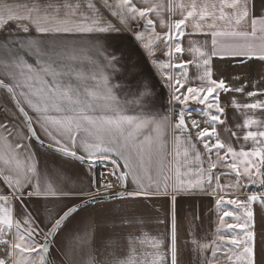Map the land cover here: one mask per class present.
<instances>
[{
  "label": "snow or ice",
  "instance_id": "6c2138e0",
  "mask_svg": "<svg viewBox=\"0 0 264 264\" xmlns=\"http://www.w3.org/2000/svg\"><path fill=\"white\" fill-rule=\"evenodd\" d=\"M158 25L166 31L158 32ZM189 27V35L205 37L203 45L188 51L195 53L196 66L202 69L197 79L206 83L185 88L187 73L182 82L171 70L183 69L187 63H174L173 58L185 51L182 38ZM160 43L167 62L156 56ZM145 56L169 90L171 115L156 110L158 82L144 71ZM214 58L238 59L241 65L264 64V0H0V245L7 249L0 264H52L48 256L58 237L63 238L60 264H78L74 255L83 257L79 264H179L174 215L166 246L164 240L147 233L129 232L126 254L116 258L115 252L110 253L114 257L110 260L103 250L120 238L105 232L91 215L87 228L75 225L84 208L67 203L73 197H87L81 201L84 205L116 200L122 206L121 225L133 228L143 221L124 206L139 197L160 194L161 176L167 193L171 177L163 174L172 171L173 161V192L185 187L203 190L205 183L211 188L215 180L209 194L219 196L217 208L226 202L244 209L243 222L234 211H223L216 239L201 242L193 236L192 250L201 254L212 250V259L204 264H219L217 250L222 251L221 244L226 243L242 248L238 253L228 248L232 255L223 253L229 264H257L252 206L256 202L264 206V192H253L246 201L225 200L219 192L238 188L244 180L264 188V100L259 99L264 87L260 81L230 86L214 78ZM219 91L252 100L233 101L236 109L253 113L244 112L243 121L246 129L257 126L243 135L245 143L252 142L249 150H237L220 138L217 125L225 123V108L219 102ZM190 103L204 106L209 125L196 134L203 153L191 142L186 123ZM256 111L261 118H256ZM191 124L200 127L196 120ZM169 132L176 144L174 154L168 148ZM231 135L239 140L236 132ZM37 146L51 153L55 167H40ZM181 148L189 170L192 163L198 165L195 183L185 185L180 178L181 162L176 158ZM190 153H194L191 160ZM72 163L87 164L81 174L88 176V183L78 190L67 187L64 174L65 166ZM108 163L112 167L102 177L105 182L94 181L89 174L96 165L107 167ZM218 166L234 174L233 183H219V176L213 174ZM109 177L120 182L122 191H107L114 187ZM129 179L136 185L133 190H128ZM101 187L105 192H100ZM40 202L45 205L44 219L29 207ZM48 204L63 207L57 210ZM228 217L235 223L227 222ZM79 223L83 225L85 219L80 217Z\"/></svg>",
  "mask_w": 264,
  "mask_h": 264
},
{
  "label": "crops",
  "instance_id": "0c3cea01",
  "mask_svg": "<svg viewBox=\"0 0 264 264\" xmlns=\"http://www.w3.org/2000/svg\"><path fill=\"white\" fill-rule=\"evenodd\" d=\"M99 0H97V3ZM114 2V0H113ZM110 15V14H109ZM115 22L114 18H112ZM11 27H15L12 25ZM158 32H164L166 29L160 28L157 26ZM192 30L189 27L186 30V35L182 38V47L185 51L182 54H176L173 58L174 63H179L181 60L187 62L183 69H173L172 74L181 79L182 82L185 81L184 73H187V83L185 88L188 86H203L206 82L197 79V77L202 73V69H198L196 66V55L195 53H190L188 51L189 47L192 46H201L204 44L205 37L203 35L191 34ZM127 35V34H126ZM225 40L231 38H223ZM190 41L192 44H190ZM164 48L163 43H160L156 51V56L160 58L161 61L167 62V56L162 54V49ZM144 71L150 73L153 76V79L156 80L157 89L156 91L159 94V101L156 107V110L160 113L169 112L168 101L170 99L169 90L163 83L160 81L159 75L156 74L155 69L152 67V64L147 60L146 56L144 59ZM213 72L214 78L224 79L227 84L230 86H239L240 83H248L260 81L259 86L264 87V81L261 80V77L264 76V64H261L256 61L246 62L241 65L238 62V59L227 58L225 60H220L219 58H214L213 60ZM239 77V80L236 79ZM117 79H122L117 77ZM134 87V86H133ZM252 85L248 84V90H251ZM131 90V89H129ZM183 91V89H182ZM259 99L264 100V96L259 97ZM238 103L252 102L245 95L234 93V92H223L219 91V102L222 107L225 108V114L222 116V119L225 121L222 125H217V132L220 135V138L226 143H231L237 150L243 147L245 150H249L252 147V142L249 141L245 143L243 141V135L248 130H257V126L253 125L251 129H246L243 127V121L245 119L244 112L248 114H253L249 110H238L233 106V101ZM204 106L197 105L195 103H190L188 106V111L191 113L189 116L186 113L185 119L188 125V128L191 133V142L195 143L197 149L202 153L204 152L203 144L196 139L197 132L209 125L205 123L206 117L203 115ZM178 110V109H177ZM256 118H261L259 111L255 112ZM196 120L199 124V128H193L191 121ZM175 122V121H173ZM239 126V127H238ZM232 132H236L237 137L231 135ZM42 135V134H41ZM188 133H184L186 137ZM35 144V142H33ZM175 141L173 140L171 132L168 135V148L169 151L175 152ZM36 151L39 154L40 158V167H55L52 163L53 157L51 153H46L45 149L36 147ZM194 153H190L189 159H192ZM57 162L59 163V158L57 157ZM168 159L173 161V157L169 156ZM205 164L204 167H207L206 156L204 157ZM179 160L181 168V179L184 181L185 185L189 181L195 183L199 179V175L196 171L198 165L195 163L191 164V170H189L188 165L183 163V155L181 148V156L176 158ZM121 165L123 161H120ZM81 167L87 169V164L80 166L76 163L69 164L65 166L64 174L68 178L67 187L73 190H78L83 188L88 183V176L81 174ZM97 167L93 169L92 173L89 175L92 176L94 181H97ZM172 167L171 172H165L163 175H168L171 177L169 180V189L167 193L164 191V181L163 176L160 178V194L150 196V197H139L135 201L130 202L129 205L124 207L127 209L130 215H134L139 220H142L143 223L139 224L133 228H129L126 225L122 226L119 220V209L122 207L120 202L116 200H107L103 201L101 204H87L81 206L84 208V211L81 212L80 217L85 219V223L80 225V217L74 221V224L87 228V218L91 215L95 218L101 228L107 233H112L113 235L118 236L120 239L117 244L107 247L103 250V255L108 259H113L114 257L110 253L115 252L116 258H122L123 255L127 252L126 238L129 232H135L136 235H140L142 232L147 233L150 237H156L165 241V246L168 243L170 238L171 222L173 215L176 219L177 224V235H178V247H179V264H204L205 260L212 259V250H209L203 254L195 252L192 250L190 240L195 236L201 242H212L216 239V231L218 227V217L223 214V211H234L237 215L241 217V222L244 219V209L237 208L235 205H230L222 203L219 209L216 206V199L219 196L215 193H211V189L215 188L216 182L213 180L211 188L205 183L203 190L201 188H188L185 187L180 192H173L172 187L176 182L175 176V161L170 165ZM155 171L153 175L155 176ZM214 176H219V183L221 185H226L234 182V174H230L229 170L222 167H217L213 170ZM128 190H133L136 185L131 184L129 179ZM253 192L259 194L264 192V188L259 185H252L247 182V180L242 181L241 186L238 188L225 189L224 191L219 192V195L227 199H239L240 201H246L247 197ZM175 195V200L173 201L172 197ZM87 197H73L67 203L69 205L73 203H78L81 200L86 199ZM103 205V206H102ZM107 206H112L111 210ZM19 207V205L17 206ZM30 209L34 214L38 215L41 219H44L46 213L44 211V203H35L29 205ZM47 207H55L57 210L63 207L62 204H48ZM253 210L255 212V232H256V250H257V264H264V256L261 255L262 250H264V206H261L258 202L253 204ZM108 217V218H106ZM227 222L235 223V221L228 217L226 218ZM46 222V221H45ZM222 232H228L230 234L231 230H221ZM237 234L243 235L240 229L235 230ZM11 239V235L8 237ZM63 238L58 237L57 243L54 244L50 249L49 259L52 264H60L61 260L64 259L61 251V241ZM99 244L97 248L99 249ZM145 249L150 250L148 245L144 246ZM228 248H233V252L238 253L242 251L241 249H235L234 246L228 245L226 243L221 244V250H217V259L219 264H229V261L226 259V256L223 253H228ZM232 255L233 253H228ZM7 249L6 246L0 245V258H6ZM98 258H102L98 255ZM73 259L79 262L83 259L80 255H74ZM233 264L235 262L233 261Z\"/></svg>",
  "mask_w": 264,
  "mask_h": 264
},
{
  "label": "built area",
  "instance_id": "2783aa9c",
  "mask_svg": "<svg viewBox=\"0 0 264 264\" xmlns=\"http://www.w3.org/2000/svg\"><path fill=\"white\" fill-rule=\"evenodd\" d=\"M111 167L112 166L110 163L107 164V167L104 164H98L97 180L100 184L105 182L102 177H103V175L107 174V172H109L111 170ZM109 180L113 183L114 187L112 189L107 190V191L118 192V191L122 190L121 186H120V182L118 180H116L115 177H109ZM99 190H100V192H105V189L102 187Z\"/></svg>",
  "mask_w": 264,
  "mask_h": 264
},
{
  "label": "water",
  "instance_id": "95a60500",
  "mask_svg": "<svg viewBox=\"0 0 264 264\" xmlns=\"http://www.w3.org/2000/svg\"><path fill=\"white\" fill-rule=\"evenodd\" d=\"M120 191H122V190H120ZM120 191H118V192H120ZM87 199V198H86ZM86 199H84V200H86ZM82 201V200H81ZM81 201H79L78 203H76V204H78V205H80V206H83L84 204H82L81 203ZM48 259H49V256H48ZM50 260V259H49Z\"/></svg>",
  "mask_w": 264,
  "mask_h": 264
}]
</instances>
